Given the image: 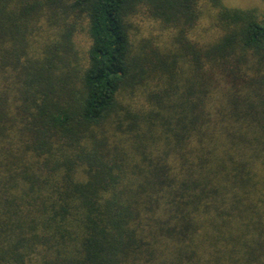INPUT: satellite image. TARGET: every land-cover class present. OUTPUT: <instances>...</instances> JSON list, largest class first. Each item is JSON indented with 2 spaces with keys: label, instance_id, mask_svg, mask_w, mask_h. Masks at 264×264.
<instances>
[{
  "label": "trees",
  "instance_id": "1",
  "mask_svg": "<svg viewBox=\"0 0 264 264\" xmlns=\"http://www.w3.org/2000/svg\"><path fill=\"white\" fill-rule=\"evenodd\" d=\"M0 264H264L255 11L0 0Z\"/></svg>",
  "mask_w": 264,
  "mask_h": 264
},
{
  "label": "rangeland",
  "instance_id": "2",
  "mask_svg": "<svg viewBox=\"0 0 264 264\" xmlns=\"http://www.w3.org/2000/svg\"><path fill=\"white\" fill-rule=\"evenodd\" d=\"M223 3L230 8H239L243 10L252 9L255 11L258 19L264 21V4L262 0H223ZM203 11L204 15L196 29V34L199 35L203 41H211L215 36V28L211 25L212 15L211 12H208V8H204Z\"/></svg>",
  "mask_w": 264,
  "mask_h": 264
}]
</instances>
